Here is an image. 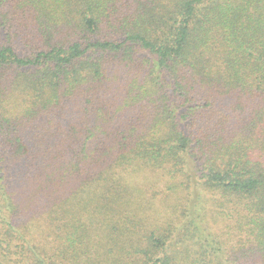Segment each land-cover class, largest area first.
<instances>
[{
	"label": "trees",
	"instance_id": "1",
	"mask_svg": "<svg viewBox=\"0 0 264 264\" xmlns=\"http://www.w3.org/2000/svg\"><path fill=\"white\" fill-rule=\"evenodd\" d=\"M0 264H264V0H0Z\"/></svg>",
	"mask_w": 264,
	"mask_h": 264
}]
</instances>
